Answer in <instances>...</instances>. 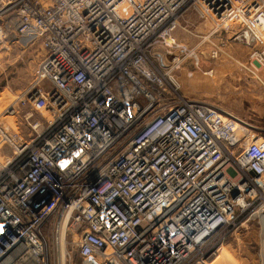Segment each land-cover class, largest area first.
<instances>
[{
  "label": "built area",
  "instance_id": "obj_1",
  "mask_svg": "<svg viewBox=\"0 0 264 264\" xmlns=\"http://www.w3.org/2000/svg\"><path fill=\"white\" fill-rule=\"evenodd\" d=\"M189 10L263 65L264 0H0V37L40 48L0 113V264H213L264 194V136L179 94Z\"/></svg>",
  "mask_w": 264,
  "mask_h": 264
},
{
  "label": "rangeland",
  "instance_id": "obj_2",
  "mask_svg": "<svg viewBox=\"0 0 264 264\" xmlns=\"http://www.w3.org/2000/svg\"><path fill=\"white\" fill-rule=\"evenodd\" d=\"M184 33L186 39L191 37V33ZM195 39L190 38L191 41ZM178 41L191 51L175 71L180 85L179 94L196 101L220 105L250 124L260 126H255L256 129L251 131L252 136L253 132L264 136V63L253 74L256 69L250 54L254 49L242 45L236 55L240 63L229 61L219 67V61L224 57L220 53L216 58H211V49L207 46L196 48V45H190L186 40ZM163 53L167 61L172 59L171 53H165V50ZM39 60L38 43L12 34L0 37V113L30 85ZM215 62L216 69L213 68ZM208 66L211 69H207ZM256 88L263 94H259L258 99ZM6 120L16 129L15 118ZM237 222L235 227L225 232L223 244L216 246L217 256H213V264H264V194L259 195L253 208Z\"/></svg>",
  "mask_w": 264,
  "mask_h": 264
},
{
  "label": "crops",
  "instance_id": "obj_3",
  "mask_svg": "<svg viewBox=\"0 0 264 264\" xmlns=\"http://www.w3.org/2000/svg\"><path fill=\"white\" fill-rule=\"evenodd\" d=\"M184 31L191 33V37H196L197 40L195 39L194 41H191L190 40L191 37H188L186 39ZM174 36L182 42H184L186 40V42L190 43V45H196V48H201L203 46H207L209 49H211V51L213 49H218L220 56H224L219 61V64H220V65H218L219 67L222 64H227L229 61H234L236 63H240L239 58L236 56L239 54L237 52V49H242V47H243L242 45H244V44L240 43L238 41L229 39V36H226V35H221V34L212 35V34H210V32L206 28L204 22L200 19V17L197 15V13L193 10L187 11V13L180 19L179 26H178L177 30L175 31ZM215 64H216V62L214 63V67H213L214 69L217 68V64L216 65ZM253 66L256 69L255 71H253V74H256V72L258 71L259 68H258V66H256L255 63H253ZM207 69H211V67L208 66ZM262 83H263V81H262ZM256 84H257V82H256ZM261 92L262 91H260L256 88L257 99L259 98V94L263 95ZM210 104H212V103H210ZM213 105H215V104H213ZM216 106H220V105H216ZM220 107H222V106H220ZM256 117L258 118L257 115H256ZM255 126L260 128V126H258V125H255Z\"/></svg>",
  "mask_w": 264,
  "mask_h": 264
},
{
  "label": "bare ground",
  "instance_id": "obj_4",
  "mask_svg": "<svg viewBox=\"0 0 264 264\" xmlns=\"http://www.w3.org/2000/svg\"><path fill=\"white\" fill-rule=\"evenodd\" d=\"M168 42L171 43V42H172V39H169ZM211 74H212V73H211Z\"/></svg>",
  "mask_w": 264,
  "mask_h": 264
}]
</instances>
